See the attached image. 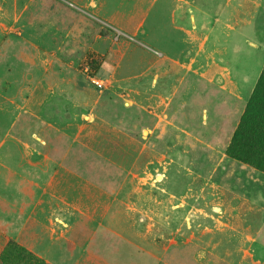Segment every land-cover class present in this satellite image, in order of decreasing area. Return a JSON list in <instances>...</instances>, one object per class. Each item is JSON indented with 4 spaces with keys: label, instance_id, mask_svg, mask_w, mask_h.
Masks as SVG:
<instances>
[{
    "label": "rangeland",
    "instance_id": "obj_1",
    "mask_svg": "<svg viewBox=\"0 0 264 264\" xmlns=\"http://www.w3.org/2000/svg\"><path fill=\"white\" fill-rule=\"evenodd\" d=\"M180 1L0 0V264H254L232 227L258 229L261 171L220 156L264 0ZM178 100L181 140L160 125Z\"/></svg>",
    "mask_w": 264,
    "mask_h": 264
},
{
    "label": "trees",
    "instance_id": "obj_2",
    "mask_svg": "<svg viewBox=\"0 0 264 264\" xmlns=\"http://www.w3.org/2000/svg\"><path fill=\"white\" fill-rule=\"evenodd\" d=\"M87 61L94 72L100 69L101 61L94 54L89 53ZM226 154L264 173V68ZM29 260L33 264H42L31 255L27 257Z\"/></svg>",
    "mask_w": 264,
    "mask_h": 264
},
{
    "label": "crops",
    "instance_id": "obj_3",
    "mask_svg": "<svg viewBox=\"0 0 264 264\" xmlns=\"http://www.w3.org/2000/svg\"><path fill=\"white\" fill-rule=\"evenodd\" d=\"M176 2H180V0H175ZM107 4L106 1H104V6ZM184 4V3H183ZM119 8V7H118ZM118 8L116 9V11L118 10ZM261 14L264 13V9H260L259 11ZM117 14H118V11H117ZM117 14H111L112 15V19L115 21V20H118L119 22L122 21L119 19V17L117 16ZM122 19V18H121ZM178 30H181L183 31L184 28H176ZM92 54V53H91ZM95 56V54H94ZM164 56V55H163ZM169 56V55H168ZM96 57V56H95ZM97 58V57H96ZM100 60V59H99ZM179 63V61H177ZM101 64H102V61H101ZM167 64V63H165ZM182 65H186L192 72L190 74L191 76V79H192V82H193V86H191L190 88L194 91V90H199L198 88H196V86L194 85L195 83H199V79L198 77L195 78V76H193V73H197L198 71L197 70H200L201 68V64L200 62L195 59V57L191 60V62H188L187 64H183L181 63ZM201 83V82H200ZM199 83V84H200ZM221 83L222 84H227V81L225 78H223L221 80ZM234 94L236 95V98L239 99V100H246L248 98V96H246V98L244 99V97H242V94L241 92H234ZM181 102V103H180ZM184 103V102H183ZM182 107V101H177L176 102V108H177V111L175 114H167L166 115V118L165 117H161V120H162V124H160L162 126V129H166L168 128L169 125H171L174 129H178L180 130V132L178 131V137H179V140H181L184 136V133H185V130L181 129L179 127L178 124V121L181 119L180 115H181V111L179 109H181ZM204 111H206V108H204ZM178 112V113H177ZM203 112V111H202ZM198 114H200V110L197 111ZM204 114V113H203ZM204 118H206V121L208 123V126L210 128V120H211V116H210V113L208 111H206V113L203 115ZM206 116V117H205ZM180 118V119H179ZM199 119V118H198ZM175 121L177 122V124L175 123ZM191 121L192 122H196L198 120H196L195 118H191ZM170 123V124H169ZM214 123V122H213ZM183 131V134L181 135L180 133ZM211 130H209L207 133H209ZM180 134V135H179ZM209 136V135H208ZM202 142L204 143V145L206 146H209V147H212V145L210 143H208L207 141H205L204 139H202ZM214 148V147H213ZM220 152V151H219ZM230 161L229 158L226 156V153L223 149V152L221 153V156H220V161ZM236 161H234L233 163L230 162V166H233V165H236ZM243 168V166H241ZM240 168V167H239ZM241 168V170H239L238 172H245L243 169ZM231 178H232V175H236V172H230V173H227ZM241 174V173H239ZM252 175H257L256 174V171L253 172V171H247L244 175H241L242 178H247V177H251ZM234 185V184H233ZM260 186H263L264 188V173L260 172ZM230 189H233V186L230 185ZM234 190V189H233ZM263 196H264V191H263ZM229 226V225H228ZM235 231H236V234H234L232 237L233 238H251L252 242H251V246H252V250L249 251L248 253V257H251L252 261L254 262V264H264V200L261 199V196H260V224H259V227L258 229H256L254 232H252L250 234L249 231V228L248 227H245L244 224L240 225L239 228H234L232 227ZM260 237V238H259ZM247 257V256H246ZM245 258V257H244ZM262 260V262L260 261ZM240 264H245V262H242Z\"/></svg>",
    "mask_w": 264,
    "mask_h": 264
}]
</instances>
